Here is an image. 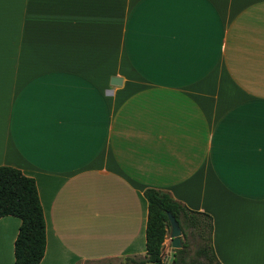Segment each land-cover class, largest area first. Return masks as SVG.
<instances>
[{
    "label": "crops",
    "instance_id": "obj_1",
    "mask_svg": "<svg viewBox=\"0 0 264 264\" xmlns=\"http://www.w3.org/2000/svg\"><path fill=\"white\" fill-rule=\"evenodd\" d=\"M0 167L35 182L40 264L144 258L147 189L264 264V0H0Z\"/></svg>",
    "mask_w": 264,
    "mask_h": 264
},
{
    "label": "trees",
    "instance_id": "obj_2",
    "mask_svg": "<svg viewBox=\"0 0 264 264\" xmlns=\"http://www.w3.org/2000/svg\"><path fill=\"white\" fill-rule=\"evenodd\" d=\"M144 198L147 202V222L146 255L143 264H164L163 243L170 233L167 213L172 214L178 221V214L185 208L159 190H145ZM6 216L20 220L14 242L15 264H40L45 252L46 226L35 182L19 170L0 167V219ZM211 255L219 264L212 248Z\"/></svg>",
    "mask_w": 264,
    "mask_h": 264
},
{
    "label": "rangeland",
    "instance_id": "obj_3",
    "mask_svg": "<svg viewBox=\"0 0 264 264\" xmlns=\"http://www.w3.org/2000/svg\"><path fill=\"white\" fill-rule=\"evenodd\" d=\"M181 228V248L176 250L178 264H217L211 255L210 222L203 216L181 210L178 214ZM144 258L111 259L83 264H143Z\"/></svg>",
    "mask_w": 264,
    "mask_h": 264
},
{
    "label": "water",
    "instance_id": "obj_4",
    "mask_svg": "<svg viewBox=\"0 0 264 264\" xmlns=\"http://www.w3.org/2000/svg\"><path fill=\"white\" fill-rule=\"evenodd\" d=\"M121 80L117 77H113L111 79V85H119ZM167 218L168 222L170 225V233H169V238H170V243H171V248L169 250V253L165 255L162 259L164 264H178V260L175 259V250H178L181 248V228L179 226L178 221L175 219V217L167 213Z\"/></svg>",
    "mask_w": 264,
    "mask_h": 264
}]
</instances>
